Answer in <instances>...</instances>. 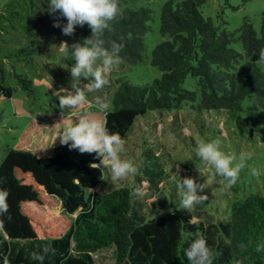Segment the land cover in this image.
Wrapping results in <instances>:
<instances>
[{
  "label": "trees",
  "instance_id": "obj_1",
  "mask_svg": "<svg viewBox=\"0 0 264 264\" xmlns=\"http://www.w3.org/2000/svg\"><path fill=\"white\" fill-rule=\"evenodd\" d=\"M127 1L118 0L121 14L111 22L112 31L105 32V40L122 43V60L134 65L144 59L153 10L124 7ZM207 1L168 0L161 6L160 30L168 38L154 47L152 64L162 76L143 85L124 80L115 92L112 111L88 110L106 121L110 132L125 140L133 128H142V122L136 124L140 118L151 124L153 119L184 109L227 110L229 118L237 120L242 111L252 116L264 110V64L257 60L264 47V17L261 33L245 17L237 34L203 14L201 7ZM31 6L35 13H48L47 0H31ZM57 18L66 23L58 13ZM58 33L74 43L82 42L91 30L85 24L76 26L71 36L61 28ZM236 41L242 42L244 52L232 46ZM190 76L195 80L193 88L185 87ZM20 80L24 89L33 91L29 77ZM0 91L7 97L15 91L5 85L2 75ZM249 97L255 104L245 109ZM70 114L65 113L52 129L37 131L31 117L7 148L0 165V190L8 193L9 206L8 213L0 216V264H41L32 254L43 246L55 249V255L49 253L43 264H96L95 254L109 248H113L115 264H189L184 249L198 231L214 253V264H234L237 258L241 264H264V253L255 251L257 244L264 243V191L209 195L191 211L179 209L180 198L175 202L172 194L178 195V181L194 173L177 170V162L157 155L151 141L141 146L134 183L97 191L104 170L89 166L99 163L96 154H81L60 143V130ZM205 122L194 124L200 128ZM148 132L145 138L155 137L152 129ZM180 134L176 136L183 140ZM143 177L157 195L155 206L146 207L133 195ZM165 181L167 192L159 186ZM204 186V191L216 187L214 183ZM218 199L221 208L212 205ZM197 215L203 218L195 221ZM211 217L213 221L208 220ZM240 244L246 246L243 253Z\"/></svg>",
  "mask_w": 264,
  "mask_h": 264
},
{
  "label": "rangeland",
  "instance_id": "obj_2",
  "mask_svg": "<svg viewBox=\"0 0 264 264\" xmlns=\"http://www.w3.org/2000/svg\"><path fill=\"white\" fill-rule=\"evenodd\" d=\"M168 0H128L123 3L124 7L140 8L145 6L153 10V19L150 22L151 29L145 38L146 50L143 61L128 65L124 61L114 69L109 76V85L102 94H106L108 109H114L113 98L116 90L122 81L143 85L152 82L162 76L158 67L152 64V52L154 47L167 39L161 33V6ZM203 14L210 17L214 24L230 31L240 33V27L245 19L249 17L258 31L261 33L264 17V0H208L201 7ZM57 14L46 16L35 13L31 6V0H0V75L5 85L14 88L12 97H7L0 91V165L3 162L7 148L12 146L14 138L23 131V128L33 117L35 122L34 130L40 128L52 129V127L63 121L65 113H71V109H64L61 113L57 92L61 87H69L70 72L67 67L74 63V60H64L66 54L61 52L59 44L66 41L69 46L73 43L59 35L58 27H54V20ZM238 51L244 52L241 41L232 45ZM71 51V48H69ZM29 77L33 81V91L24 89L21 77ZM86 82V81H85ZM195 80L188 77L185 87L193 88ZM97 93L88 94V102L83 105L85 110L99 109L94 103V96ZM255 104L253 97L244 102V108ZM167 112V111H164ZM227 110H204L199 112L194 109L173 111L172 114H165L160 118L151 120L147 124L144 118H140L142 128H133L129 138L125 141V151L122 158L129 159L137 166L141 162V146L144 141L154 142L153 147L156 154L163 156V159L176 161L177 170L194 173L198 183L213 184L208 191L201 194L220 196L243 195L245 192L262 190L264 191V110L260 109L258 115H249L247 111L240 113V119L229 118ZM178 117V118H176ZM206 120L205 126L198 128L194 121ZM156 123L153 129L152 125ZM147 125V126H146ZM152 129L149 139L148 130ZM146 128V129H145ZM183 138H177V134ZM219 139L222 150L226 153L251 152V159L246 161L240 174L237 184L228 189L223 177L215 174L211 165H205L200 157H197V146L200 142H208ZM151 146V144H147ZM237 161H234L236 163ZM138 167V166H137ZM261 170L260 175H253L252 170ZM104 180L97 191L108 192L125 183H134V175H130L123 181L112 183L109 179V169L103 168ZM200 173V174H199ZM137 182V181H136ZM143 186L145 196L137 197L146 207L155 206L158 201L154 190L150 188V182L146 178L136 185ZM160 188L165 192L168 190V181L160 183ZM174 201H178L177 192H173ZM172 198V197H171ZM222 200L213 203L215 207L221 208ZM59 212V211H57ZM203 218L197 215L194 220ZM207 218V217H206ZM213 221L214 218H208ZM96 264H115L113 248L105 249L95 254Z\"/></svg>",
  "mask_w": 264,
  "mask_h": 264
},
{
  "label": "clouds",
  "instance_id": "obj_3",
  "mask_svg": "<svg viewBox=\"0 0 264 264\" xmlns=\"http://www.w3.org/2000/svg\"><path fill=\"white\" fill-rule=\"evenodd\" d=\"M46 11L50 15L59 14L66 20L62 23L59 18L54 20V27L62 29V33L71 36L75 33L76 26L85 24L91 33L83 38L82 42H74L71 46L62 41L59 46L65 52L64 60H74L67 67L70 72L69 87H61L54 94L59 100V109H71L70 120L60 130V143L67 145L70 150H78L81 154L95 153L99 163H90L92 168L109 169V179L112 183L123 181L130 175L138 174V167L129 159L122 158L125 151V141L118 133H112L106 126V121H101L96 116L82 108L88 102V94L97 93L94 103L101 111H107L109 105L106 94H102L109 85L111 72L123 62L120 53L123 44L115 40L106 41L105 32L112 31L111 22L121 13L118 0H47ZM71 48V51H69ZM258 63L264 64V47H261L257 56ZM86 81V82H85ZM197 155L207 166L215 169L217 176L226 181L225 187L231 189L237 184L241 170L246 167V161L251 159V152L226 153L222 150L219 139L200 142L197 146ZM234 161H237L234 163ZM253 175H260L261 170L253 169ZM179 209L191 211L198 205H203L208 200L204 192V183H198L194 177L186 176L177 182ZM143 186L135 187L133 195L142 198L145 196ZM8 193L0 190V216L8 213ZM11 219V217H8ZM198 222V221H197ZM2 227V224H0ZM240 251H246V246L238 245ZM257 253H264V243L257 244ZM55 249L43 246L41 251L34 252L32 258L43 264L45 257ZM184 256L189 264H214L215 256L208 246L206 238L201 232L186 249ZM234 264H241L240 259H235Z\"/></svg>",
  "mask_w": 264,
  "mask_h": 264
}]
</instances>
